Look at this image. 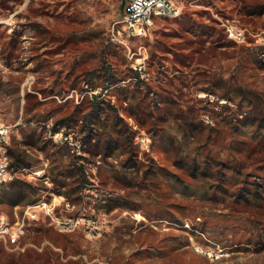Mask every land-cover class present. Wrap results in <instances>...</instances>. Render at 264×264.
<instances>
[{
    "label": "rangeland",
    "instance_id": "374dc122",
    "mask_svg": "<svg viewBox=\"0 0 264 264\" xmlns=\"http://www.w3.org/2000/svg\"><path fill=\"white\" fill-rule=\"evenodd\" d=\"M174 2L134 36L127 0H0V220L23 230L0 264H264V203L233 193L264 182V0Z\"/></svg>",
    "mask_w": 264,
    "mask_h": 264
},
{
    "label": "built area",
    "instance_id": "2783aa9c",
    "mask_svg": "<svg viewBox=\"0 0 264 264\" xmlns=\"http://www.w3.org/2000/svg\"><path fill=\"white\" fill-rule=\"evenodd\" d=\"M180 14L181 8L174 0H127L120 22L126 32L134 36H141L148 32L156 18L178 17ZM231 33L234 38L243 39L241 31L234 30ZM9 142L8 125L0 123V187L15 178V171H13L8 153ZM22 232L21 227H13L9 222L0 220V233L2 236L8 235L11 244L18 242Z\"/></svg>",
    "mask_w": 264,
    "mask_h": 264
},
{
    "label": "trees",
    "instance_id": "16d2710c",
    "mask_svg": "<svg viewBox=\"0 0 264 264\" xmlns=\"http://www.w3.org/2000/svg\"><path fill=\"white\" fill-rule=\"evenodd\" d=\"M99 77H102V76H99ZM106 77L107 76H103L102 80L104 81L106 79ZM236 91L241 95V99H240L241 103L251 102V100L248 99L246 89H244L243 87H239L236 89ZM252 120H253V122H258L257 131H256L257 134H260V133L264 134V130H263V128H264V106L261 105V102H256L255 104H253ZM66 122H67L66 119H60L56 123L65 124ZM111 126H112L113 130L115 131V133H117L120 137H118L119 139H117L116 141L111 140V138L107 139V141H105L107 148L109 149V148H112V146H119V144H121L124 147V149H126L127 148V139L134 132L128 128L123 129L121 127V125H119V122L117 120H114L111 123ZM121 136H124V137H121ZM20 160H21V157H19V155H16V159L13 162V164H17ZM207 162L209 163V160H207ZM220 162L224 164V161H220ZM199 164H200V161L197 159V157H194L193 161H192L193 172L196 173L198 171V169L200 167ZM227 165H228V167L234 168V171L237 170L239 175L244 174V173H242V168L240 166H238L236 164L233 165L232 163L227 164ZM201 172L204 173L206 171L201 170ZM218 172H221V174H226V173L222 172L221 169H219ZM220 178H221V180L226 179L225 176H221ZM253 180L254 179H251L249 177V175L247 174V177L245 176L241 179L242 185L240 187V190H238V192L236 191L233 193L238 194L237 196L240 197V196H242V194H244L243 190H245L247 192V194L244 196H245V200L247 201V203L257 202V203L262 204V203H264V182H258V181H253ZM7 184H5V185H7ZM224 190L226 191L227 189H224Z\"/></svg>",
    "mask_w": 264,
    "mask_h": 264
}]
</instances>
